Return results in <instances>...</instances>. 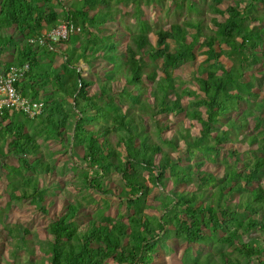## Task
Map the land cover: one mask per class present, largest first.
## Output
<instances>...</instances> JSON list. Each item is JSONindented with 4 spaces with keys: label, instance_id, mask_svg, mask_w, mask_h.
<instances>
[{
    "label": "trees",
    "instance_id": "trees-1",
    "mask_svg": "<svg viewBox=\"0 0 264 264\" xmlns=\"http://www.w3.org/2000/svg\"><path fill=\"white\" fill-rule=\"evenodd\" d=\"M119 6H132L125 16L134 21L124 26L121 51L116 32H104ZM171 8L178 11L172 20ZM158 10L165 11L160 20L146 17L145 11ZM63 23L79 32L66 40L46 38ZM199 55L202 63L192 66L197 92L182 89L176 72L195 64ZM97 60L102 64L96 68ZM25 65L28 70L14 88L22 97L43 101L44 111L34 119L7 110L0 115V178L10 203L30 201L47 214L48 190L39 180L53 176L56 167L36 142L45 134L66 147L85 189L117 201L126 214L105 216L104 201L99 215L80 231L83 206L68 204L40 244L47 264H153L157 248L170 239L186 245L183 264H264V158L248 156L264 153V95L255 108L249 101L264 82V0H0V73ZM254 68L257 74L246 80ZM95 77L99 95L92 96ZM119 82L124 87L112 91ZM185 97L190 101L182 108ZM244 105L247 112L240 110ZM182 114L192 122L189 128L199 127L196 136L184 125V133H173L176 125L169 117ZM247 116L256 120L255 132L261 124L259 139L246 136ZM224 119L231 120L221 131ZM230 130L235 142L243 137L240 142L251 149L241 169L240 150L229 149L235 161L225 165L219 180L200 171L203 162L195 160L198 154L219 156L220 147L231 142ZM154 191L157 207L147 205ZM5 229L14 263L27 244L26 233ZM253 233L261 241L251 239ZM207 245L204 256L194 251Z\"/></svg>",
    "mask_w": 264,
    "mask_h": 264
},
{
    "label": "rangeland",
    "instance_id": "rangeland-1",
    "mask_svg": "<svg viewBox=\"0 0 264 264\" xmlns=\"http://www.w3.org/2000/svg\"><path fill=\"white\" fill-rule=\"evenodd\" d=\"M229 0H224V4H227ZM132 6H119L117 8V12L113 14L114 20L107 23L104 26V32L105 34H115L116 32V39L115 42L118 46V50L121 51L123 49L124 44L126 43V39L124 37V26L128 27L131 26L134 21L128 22L127 17L125 16L128 11H130ZM200 11L204 13L205 18H210L211 15H208L207 9L200 5ZM164 10H158L157 12H149L145 11L146 17H148L150 20L154 17L157 18V21L160 20V18H163L165 16ZM178 11H175L173 8H171V12L168 15L169 19L172 20L174 16L176 15ZM182 20V19H181ZM208 22V20H206ZM153 40V35L151 34L149 36ZM5 58H9V55ZM57 63L60 64L61 60L59 58L56 59ZM203 57L199 55L196 59V63L191 65H182L178 68V71L176 72V81L182 82L184 85L181 87L182 89H188L193 92H197V86L192 78V72L194 71V67L192 66L198 65L202 63ZM97 68V65H101L102 61L97 60L94 62ZM95 67V66H94ZM83 70L86 71L85 67H83ZM256 68H254L251 72L246 74L247 79L249 80L250 75L257 74ZM92 74H96L97 69L93 68L90 71ZM94 82H96V77L92 79ZM103 81V80H102ZM97 83L93 85L89 89L90 95L97 96L99 95V92L97 91ZM148 85H150L149 82H147ZM124 87V83H118L114 85V88L112 91L116 92V89H122ZM256 87V86H255ZM131 89V88H128ZM253 92L256 98H252L249 101L252 102L253 107H256V104H261V98L264 95V82L261 88H255L253 89ZM150 105L153 104V99L149 98L147 100ZM190 101L188 97H185L184 100L181 102V107L185 108L187 105V102ZM101 104L105 102L104 98H100L98 101ZM118 102V100H116ZM255 104V105H254ZM247 106H241L240 110L247 112ZM233 115V114H232ZM262 116H264V107L262 108ZM170 121L174 122L176 125V129L174 132H181L184 133L183 129H181V126L184 125L186 129L189 130V133L192 134V136H196L198 133L199 127L195 128H189L190 122L189 119H185L184 115H180L177 118L169 117ZM231 120V119H230ZM230 120L224 119L221 127H219V130L223 131L227 128V122ZM148 122V119L145 117V120ZM150 122V121H149ZM256 120L254 118H251L247 116L246 123H247V129L245 131L246 136H252L257 135L259 139V133H262V127L260 124V129L255 132L254 131V123ZM72 121H69L67 123V131L65 132V136H70V128L72 125ZM180 128V129H179ZM184 128V129H185ZM172 131H170L169 134H171ZM229 133L231 142L225 143L223 146L220 147L221 152L219 156L213 157H201L200 154L197 155V160L195 161H202L203 165L201 167L200 171L205 172L206 174H213L215 175L219 180H221L222 175L225 173V165H232L235 161L232 157L229 155V149L236 148L240 150L239 154V164L237 168L241 169L242 163L244 161L246 152L251 149V147L248 146V144L244 141L240 142L243 137H238L237 142H235L233 139V136L235 135V131L230 130ZM167 134V133H166ZM165 135L166 138H168L170 135ZM150 137H154L153 133L149 130ZM245 136V134H244ZM36 142L40 147L41 155L43 158H45L50 163L54 164L56 167L55 173L53 176H43L39 180V187L46 188L48 191V194L45 197V204L43 205V208L46 210L47 214L40 213L35 205L31 203L30 201L20 202V203H10L8 194L10 193L9 189L6 187V183L3 182V180L0 178V211L3 213L2 218L0 221V264H47L46 262V256L41 253L40 251V244L41 242L49 239V234L47 233L48 225L51 221L54 220L56 216L62 211H64L68 204L72 205L74 203H80L83 206V209L81 210L78 218H77V224L79 226L80 231H84L86 229V223L91 220L92 217H97L99 215V210L103 207L104 201L108 202L109 208L105 212V216H114L117 213H121L124 216L126 215L124 212V209L121 207H118V202L115 200H104L101 196L97 195L92 190L85 189L80 182L79 174L80 170L73 171L72 166L69 163V158L66 153V147H64L58 140H55L53 136L42 134L41 137L36 138ZM260 142V140H258ZM183 146V144H182ZM256 145L252 147V149H256ZM248 156L250 158H257L261 157L264 158V153H249ZM173 155H176L173 154ZM180 156L183 157L184 153H180ZM209 159H213V161H210ZM9 163L13 166H17V162L15 159H10ZM262 183L264 186V176L262 178ZM116 180L115 177L112 179V183L108 186H111L112 184H115ZM107 186V185H106ZM150 187V186H149ZM184 186H178V190L183 189ZM194 188H190V190H193ZM30 193V191H28ZM157 195V192L154 191L150 194L149 197H147V205L157 207V204L153 201V196ZM238 195L234 196L231 201H236ZM146 214L149 216H157V213L155 211H146ZM13 229L14 233L16 232H25L26 236V242L27 244L23 246V250L19 251L17 253V257L15 258V262L13 263V260L11 258V251H12V241L7 236V229ZM220 236H222V233H218ZM251 239H257V241L260 239L259 236H256L255 233L250 234ZM261 244V243H260ZM259 245V244H258ZM254 246H257V242L254 243ZM210 245L205 247H197L196 250H201V254L204 256L205 254L210 252ZM186 245L174 241L173 239H170L166 241V244L164 246L160 245L157 248L159 256L155 257L153 264H183L184 262V255L183 251L185 250ZM195 253V252H194ZM193 253V254H194ZM201 255V256H202ZM202 256V257H203ZM108 264H113L111 261L108 262Z\"/></svg>",
    "mask_w": 264,
    "mask_h": 264
},
{
    "label": "built area",
    "instance_id": "built-area-1",
    "mask_svg": "<svg viewBox=\"0 0 264 264\" xmlns=\"http://www.w3.org/2000/svg\"><path fill=\"white\" fill-rule=\"evenodd\" d=\"M79 32L70 23H63L52 30L47 39L66 40L69 36ZM25 65L21 68L10 67L8 71L0 73V115L7 110L10 113H20L29 119H34L44 111V103L41 100H32L22 97L14 88V84L27 72Z\"/></svg>",
    "mask_w": 264,
    "mask_h": 264
},
{
    "label": "crops",
    "instance_id": "crops-1",
    "mask_svg": "<svg viewBox=\"0 0 264 264\" xmlns=\"http://www.w3.org/2000/svg\"><path fill=\"white\" fill-rule=\"evenodd\" d=\"M165 244H166V242H165ZM162 246H164V245H162ZM159 250H160V247H159ZM159 256V253L157 254V256L156 257H158ZM155 260V259H154Z\"/></svg>",
    "mask_w": 264,
    "mask_h": 264
}]
</instances>
